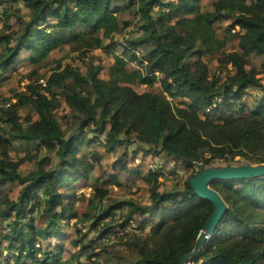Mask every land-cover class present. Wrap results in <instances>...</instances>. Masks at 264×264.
Instances as JSON below:
<instances>
[{
	"label": "trees",
	"instance_id": "1",
	"mask_svg": "<svg viewBox=\"0 0 264 264\" xmlns=\"http://www.w3.org/2000/svg\"><path fill=\"white\" fill-rule=\"evenodd\" d=\"M174 1L166 0L171 7L165 9L161 0H0L7 17L0 19V73L17 70L23 54L32 67L25 76L29 93H16L17 102L0 108L6 125L0 133V264H180L194 249L214 210L191 188L196 174L182 187L162 191L149 172L143 176L151 187L149 205L105 203L110 190L93 177L102 159L92 149L98 145L110 151L126 146L122 157L135 146L186 168L264 163V0H216L206 11L203 0ZM21 4L28 12L13 28L9 19ZM127 13L135 20H124L119 31L133 27L140 36L119 42L112 25ZM224 22L241 30L224 28L221 36ZM235 38L238 50L227 53ZM63 47L83 56L106 50L115 60L112 73L148 87L159 84L161 91L123 93L99 78L100 67L87 76L70 66L56 69L39 83L43 64ZM118 47L122 54L114 51ZM218 52L219 64L207 65L205 58ZM255 57L261 69L253 66ZM128 64L138 69L129 72ZM178 98L190 100L178 104ZM61 99L70 109L62 121ZM26 105L37 120L24 122L20 109ZM14 141L55 152V164L42 157L44 168L21 175L20 166L31 157L8 159ZM81 181L91 183V199L74 194ZM15 182L21 190L11 198L3 189ZM211 187L228 212L192 262L264 264V177ZM80 199L87 202L84 213L76 207ZM51 238L69 239L74 254L64 259V244Z\"/></svg>",
	"mask_w": 264,
	"mask_h": 264
},
{
	"label": "rangeland",
	"instance_id": "2",
	"mask_svg": "<svg viewBox=\"0 0 264 264\" xmlns=\"http://www.w3.org/2000/svg\"><path fill=\"white\" fill-rule=\"evenodd\" d=\"M168 1H172V4L175 2L174 0ZM215 1L216 0H203V9L205 11L211 10L212 3ZM160 7L170 9L171 6L167 4L166 0H161ZM18 8V15L12 16L9 19V24L13 28H17L21 24L20 18H25L28 12L23 4H21V6ZM3 10V6L0 5V19L5 21L7 20V17L3 15ZM124 20H135V18L134 15L129 13L121 17H115L114 23L112 25V31L116 33L115 39L119 42H125V39L129 38L130 36H140V33L135 32L133 27L124 32L119 31L121 28H123L122 23ZM230 25L231 23L229 22L223 23L222 30L220 31L221 36L224 35V28H232L233 34L234 32H239L241 30L240 25H235L233 27H230ZM4 27L5 23L0 22V32ZM238 43V38H235V41L229 43L228 47L226 48V52L228 53L234 49L238 50ZM122 49L123 48L118 47L114 49V51L117 54H122ZM139 52L140 54L144 55L142 49H139ZM220 55V52H218L214 53L210 57H206L205 63L211 67L216 66L219 64L218 58ZM27 56V54H23L21 56L17 70L12 71L11 69L4 74L0 73V108L6 107L5 105L8 103L13 104L17 102L18 99L15 96L16 93H29L27 91V86L30 84V81L27 80L25 76L27 72L32 69V67L27 62H25ZM195 60H192V62ZM114 64L115 60L112 53L108 54L106 50L98 49L83 56L80 53L71 52L69 47H63L62 49H56L51 52L48 60L43 64L44 67L39 73L41 75L39 83L43 82L45 84L51 72L56 69L59 70L70 66L72 69L79 71L82 75L87 76L91 67H100L102 68V71L99 75V78L104 81L114 82L123 89V93L132 92L136 96H142L147 91H161L159 84L155 85L154 87H148L147 85L138 84L136 82L133 83L132 81H125L119 77L118 73L111 72V68ZM252 64L257 69H261L260 58L255 57L252 60ZM127 69L129 72H134L138 69V67L135 64H128ZM173 100L175 103L179 104L180 102H187L190 99L178 98ZM59 104L60 106L58 108L57 115L60 118V121H62L63 117L70 114V109L67 107L63 99L59 101ZM20 114L24 119V122L28 117H32L33 119L37 120V115H35V112L30 105L22 107L20 109ZM3 127L5 128L6 125L0 122V133L1 128ZM125 148L126 146H120L116 151H110L107 147H103L102 145L92 148L102 155L101 163L99 166L96 165V169L93 172V177L98 178L100 180L99 184L102 187H108L111 193V197H109L105 203H114L116 200L130 199L131 201L138 202L141 205H149L151 202V187L143 180L144 175L148 174L149 172L156 174L159 178V181L162 182L163 191L182 187L190 176L195 174L197 175L199 172L198 167L186 168L185 166L179 164L175 158L168 157L165 154H156L154 151L146 154L145 150L138 151L135 149V146H129L127 156L122 157ZM27 156H30L31 159H27L19 168V173L24 176L31 173L32 171L44 168L45 165L40 164L42 157L52 158L53 164H55L57 159L55 152L36 150L34 146L26 145L19 141L12 142L11 148L8 151V159L13 162H19L21 159L27 158ZM121 158L123 161H120ZM121 163H123L125 167H121ZM137 171H140L141 174L138 175L136 173ZM110 174L115 175V177L109 179ZM103 180L110 181H107L106 184H102ZM90 181L95 182V180ZM89 183L90 182L88 181L79 182L74 190V194H76L78 197L85 196L86 198L91 199L93 196V189L90 187L91 185H89ZM3 190L6 193H9L11 198H17L19 191L21 190V185L19 182H15L8 185ZM76 207L80 212L84 213L87 208V202L84 203L80 199V202H77ZM71 226H69L68 233L73 232V227ZM51 239L53 244H59L60 242L64 244V259H68L74 254L76 249L71 248L69 245V239L64 241L62 240L63 242H58L54 238Z\"/></svg>",
	"mask_w": 264,
	"mask_h": 264
},
{
	"label": "water",
	"instance_id": "3",
	"mask_svg": "<svg viewBox=\"0 0 264 264\" xmlns=\"http://www.w3.org/2000/svg\"><path fill=\"white\" fill-rule=\"evenodd\" d=\"M199 172L190 181L194 193L202 199L210 201L214 210L212 215L201 230L194 249L185 255L180 264H191L192 260L202 253L207 243L215 233L218 225L224 220L228 207L218 191L211 187L216 181H228L264 177L263 164H241V165H218L206 167L203 164L196 165Z\"/></svg>",
	"mask_w": 264,
	"mask_h": 264
},
{
	"label": "built area",
	"instance_id": "4",
	"mask_svg": "<svg viewBox=\"0 0 264 264\" xmlns=\"http://www.w3.org/2000/svg\"><path fill=\"white\" fill-rule=\"evenodd\" d=\"M10 105H11V104L8 103V104L5 105L6 107H2V108H8V107H10ZM191 264H194V263L192 262Z\"/></svg>",
	"mask_w": 264,
	"mask_h": 264
}]
</instances>
